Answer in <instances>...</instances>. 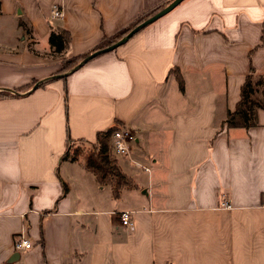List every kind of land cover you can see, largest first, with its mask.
<instances>
[{
  "label": "crops",
  "instance_id": "crops-1",
  "mask_svg": "<svg viewBox=\"0 0 264 264\" xmlns=\"http://www.w3.org/2000/svg\"><path fill=\"white\" fill-rule=\"evenodd\" d=\"M165 1L0 0V91L17 90L0 97V264H264V109L248 129L222 126L249 65L264 77V0H183L59 73ZM51 26L71 32L58 57ZM116 123L136 134L112 153L132 182L118 197L61 159L68 138Z\"/></svg>",
  "mask_w": 264,
  "mask_h": 264
},
{
  "label": "trees",
  "instance_id": "trees-1",
  "mask_svg": "<svg viewBox=\"0 0 264 264\" xmlns=\"http://www.w3.org/2000/svg\"><path fill=\"white\" fill-rule=\"evenodd\" d=\"M170 1L171 0H167L156 5L155 8L144 12L142 16L114 32L113 35L104 37L92 50L84 52V54L81 55L73 56V58L63 60L59 73L72 71L73 67L77 66L79 61L90 52L113 44V42L124 37L130 28L140 23L143 19L151 16L156 10ZM49 33L48 43L49 48H51V55L58 57L66 50V48H68L67 46L71 40V32L61 26H51ZM263 35L264 28H262L260 39L263 38ZM169 72L174 74L177 87L182 90V78L177 66L170 68ZM36 83L38 82L35 81L31 83L29 87L34 86ZM44 83H39V86H43ZM29 87H27V89H29ZM16 91L14 90L11 92L1 90L0 97H15V95H17ZM259 109H264V77L263 75L257 74L253 67L249 65L248 72L240 84L239 95L235 107L232 111L226 112V117L222 121V126L225 128L240 127L248 129L251 126L256 125V112ZM118 127L119 124L116 123L112 126L101 129V131H97L94 135L95 140L93 142H84L82 139L73 140L72 138H68L65 153L61 157L62 160H69L71 162L81 160L83 166L94 174L99 184L103 185L106 183L110 186L111 192L115 197H118L120 189L124 187L128 188L132 185L131 179L126 177L118 164H116L115 158L110 150L111 133ZM76 142L89 143L90 148L83 151L78 145H76ZM63 191H67L66 185L64 186Z\"/></svg>",
  "mask_w": 264,
  "mask_h": 264
},
{
  "label": "built area",
  "instance_id": "built-area-1",
  "mask_svg": "<svg viewBox=\"0 0 264 264\" xmlns=\"http://www.w3.org/2000/svg\"><path fill=\"white\" fill-rule=\"evenodd\" d=\"M62 15L61 9L56 6L52 10V18H59ZM136 140V134L126 127H118L111 133V140H110V150L114 154L119 155H127L130 152L131 144ZM225 207H230L226 202H223ZM118 221L119 223L132 230L133 223L131 220V212L130 211H119L118 213ZM32 242L29 240L28 237L24 235H20V237L14 240V248L16 251L20 250H29L32 247Z\"/></svg>",
  "mask_w": 264,
  "mask_h": 264
},
{
  "label": "water",
  "instance_id": "water-1",
  "mask_svg": "<svg viewBox=\"0 0 264 264\" xmlns=\"http://www.w3.org/2000/svg\"><path fill=\"white\" fill-rule=\"evenodd\" d=\"M182 1L183 0H171V2H169L168 4H166L163 7L159 8L158 10H156V12L151 14V16L143 19L140 23H138L135 26H133L132 28H130L128 30V33L124 37L113 42V44H110L106 47H102V48H99L97 50L90 52L82 60L79 61L77 66L73 67L72 71L75 70L76 68L80 67L81 65H83L84 62L87 61L88 59L93 58V57H95L101 53L112 51L118 45H120V44L124 43L126 40H128L129 37H131L132 35H134L138 31H140L144 26L156 21L157 18H159V17L163 16L164 14H166L167 12H169L173 7H175L176 5H178Z\"/></svg>",
  "mask_w": 264,
  "mask_h": 264
},
{
  "label": "rangeland",
  "instance_id": "rangeland-1",
  "mask_svg": "<svg viewBox=\"0 0 264 264\" xmlns=\"http://www.w3.org/2000/svg\"><path fill=\"white\" fill-rule=\"evenodd\" d=\"M171 2V1H170ZM169 3V2H168ZM167 3V4H168ZM166 5V4H165ZM164 5V6H165ZM1 23V22H0ZM1 24H3V23H1ZM1 26V25H0ZM1 27H3V26H1ZM47 43H48V40H47ZM49 44V43H48ZM76 145H78L79 146V148L81 149V150H83V151H86L87 149H89L90 148V145H89V143H83V142H76Z\"/></svg>",
  "mask_w": 264,
  "mask_h": 264
}]
</instances>
